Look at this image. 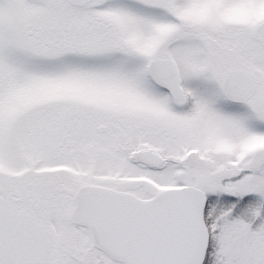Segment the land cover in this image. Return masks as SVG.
<instances>
[{
	"label": "snow or ice",
	"instance_id": "snow-or-ice-1",
	"mask_svg": "<svg viewBox=\"0 0 264 264\" xmlns=\"http://www.w3.org/2000/svg\"><path fill=\"white\" fill-rule=\"evenodd\" d=\"M0 264H264V0H0Z\"/></svg>",
	"mask_w": 264,
	"mask_h": 264
}]
</instances>
